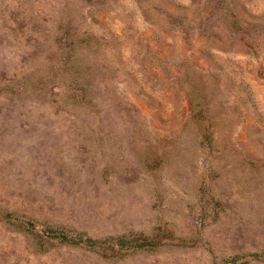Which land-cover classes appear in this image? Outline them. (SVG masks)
I'll use <instances>...</instances> for the list:
<instances>
[{"label":"rangeland","instance_id":"obj_1","mask_svg":"<svg viewBox=\"0 0 264 264\" xmlns=\"http://www.w3.org/2000/svg\"><path fill=\"white\" fill-rule=\"evenodd\" d=\"M0 264H264V0H0Z\"/></svg>","mask_w":264,"mask_h":264}]
</instances>
